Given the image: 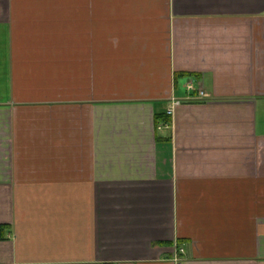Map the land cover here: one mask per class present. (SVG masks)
<instances>
[{
    "label": "crops",
    "instance_id": "0c3cea01",
    "mask_svg": "<svg viewBox=\"0 0 264 264\" xmlns=\"http://www.w3.org/2000/svg\"><path fill=\"white\" fill-rule=\"evenodd\" d=\"M181 261L264 264V0H0V264Z\"/></svg>",
    "mask_w": 264,
    "mask_h": 264
},
{
    "label": "built area",
    "instance_id": "2783aa9c",
    "mask_svg": "<svg viewBox=\"0 0 264 264\" xmlns=\"http://www.w3.org/2000/svg\"><path fill=\"white\" fill-rule=\"evenodd\" d=\"M189 88H193V84H190L189 85ZM182 103V101L181 100H178V99H174L173 100V104H172V106L168 109V113L169 114H172L173 112H174V110H175V107L176 106H178V105H180ZM180 251H182V250H180ZM179 264H183V262L181 261V262H178Z\"/></svg>",
    "mask_w": 264,
    "mask_h": 264
},
{
    "label": "trees",
    "instance_id": "16d2710c",
    "mask_svg": "<svg viewBox=\"0 0 264 264\" xmlns=\"http://www.w3.org/2000/svg\"><path fill=\"white\" fill-rule=\"evenodd\" d=\"M158 122V121H157Z\"/></svg>",
    "mask_w": 264,
    "mask_h": 264
}]
</instances>
